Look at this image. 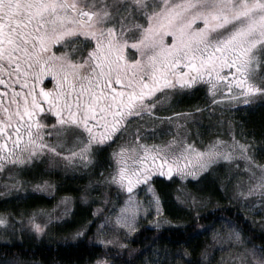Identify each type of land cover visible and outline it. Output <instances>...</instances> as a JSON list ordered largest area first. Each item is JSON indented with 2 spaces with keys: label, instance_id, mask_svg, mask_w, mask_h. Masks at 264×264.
<instances>
[{
  "label": "snow or ice",
  "instance_id": "snow-or-ice-1",
  "mask_svg": "<svg viewBox=\"0 0 264 264\" xmlns=\"http://www.w3.org/2000/svg\"><path fill=\"white\" fill-rule=\"evenodd\" d=\"M193 89L213 106L264 98V0H0V196L32 182L49 190L41 165L92 168L111 148L97 181V236L113 235L102 244L135 232L153 203L159 214L155 196L138 198L156 173L184 180L226 167L225 190L264 211V162L235 136L198 142L187 114L172 111ZM68 205L42 215L59 220ZM11 216L0 213L3 233L17 229ZM19 226L39 234L46 224L33 214ZM205 231L228 257L204 251L196 264H264V244L231 222ZM0 264L29 262L13 254ZM149 264L168 262L157 253Z\"/></svg>",
  "mask_w": 264,
  "mask_h": 264
},
{
  "label": "trees",
  "instance_id": "trees-1",
  "mask_svg": "<svg viewBox=\"0 0 264 264\" xmlns=\"http://www.w3.org/2000/svg\"><path fill=\"white\" fill-rule=\"evenodd\" d=\"M201 91H194L191 96L182 98L178 105L183 110L192 109L203 102ZM235 129L241 136L254 143L264 142V104L254 107L245 106L232 111ZM98 169L107 165L106 151L98 155ZM78 181V182H76ZM67 180L62 183L57 197L78 196L75 184L81 180ZM163 206V217L170 225L158 228L141 226L128 241V246L119 253L118 264H136L140 255L155 243L160 246H178L185 255L186 264L191 261L196 264L202 261L204 239L201 233L206 227L218 221L231 222L242 234L258 247L264 244V232L259 230L248 217L235 205L229 203L224 192L219 190L218 183L210 173H205L196 182H190V191L196 193L206 204L202 211L195 216L190 211L180 207L170 193V185L155 180ZM54 199L43 196L30 195L24 199L0 200V213L17 214L19 210L28 211L37 207H50ZM91 218V209L75 203L70 220L54 228L60 240L48 236L37 237L31 230L17 229L14 234L0 231V260L9 259L13 254H22L29 264H94L97 261H114V251L106 249L91 241V227L82 233L75 241L65 240L64 236L73 233L87 223ZM116 263V262H115Z\"/></svg>",
  "mask_w": 264,
  "mask_h": 264
},
{
  "label": "rangeland",
  "instance_id": "rangeland-1",
  "mask_svg": "<svg viewBox=\"0 0 264 264\" xmlns=\"http://www.w3.org/2000/svg\"><path fill=\"white\" fill-rule=\"evenodd\" d=\"M194 91L197 90L193 89L187 95H181L179 97H176L175 103L172 106V111L187 114L186 118L188 120V127L190 130V134L193 135L194 138L200 143H207L209 140L215 139L217 137L221 140H231L232 137L235 136V138L239 140L241 143H245L249 146L250 154L254 155L257 158V160H259L260 162H264V142L258 144L244 139L241 136V134L235 129V124L233 122L234 120L232 117L233 110L245 106L254 107L255 105L264 104V98L257 96V98L254 99L248 105H245L243 103L229 105L227 104V102H225L224 105L213 106L210 103L205 92L203 90H200L203 94L202 104H198L194 106L192 109H187V110L186 109L183 110L184 108H180V106L178 105L179 101L184 97L191 96V93ZM197 108L201 109V111L197 112L196 111ZM163 115L165 116L171 115V112H165L163 113ZM181 119L183 120V117ZM197 133L198 135H196ZM111 151H112L111 148H107L106 160H108L109 153ZM97 166L85 169L79 166L65 168L63 165H60L55 168H47L46 165H41V169L43 170V174H44V179L48 180L51 185V188L49 190L38 191L33 187L34 182L25 183L18 190L13 191L11 195L0 196V200L24 199L32 194L43 196L49 199H54V202L50 207H37L30 209L28 211L19 210L17 214H12L11 216V219L17 222V225H19L21 219H23L25 225H27L28 217L35 214L36 222L42 225L46 224V227L44 228V231L39 234L31 229L29 230H31L37 237H43L46 235L54 240H60V236L57 235L58 233L55 232L54 228L70 220L71 213L73 211V207L75 206V203H78L85 207H89L91 209L90 220L87 223H85L81 227V229H78L75 232L64 236L65 240H68L70 242L75 241L82 233L86 232L88 228L91 227V231H90L91 241L94 244L101 245L106 249H111V251H114V255H116L114 256L116 263L114 261L108 262L107 260H103L105 264H118V255H120L119 253L124 251V249L128 246V241L130 237L134 234V232L129 234L127 237L123 235L117 237L115 242L112 244L105 245L100 242L101 239H113V235L109 232L106 236L103 237L97 236V224L99 223V221H96V217L94 216V213L96 212L100 202V194L101 192L104 191V188L97 186V181L100 179L101 174L106 175L107 172L110 170L107 165H105V167L102 169H98ZM226 171H227L226 167L217 166L215 170L209 169L199 173L196 177H188L184 180H181L180 177H178L175 173H173L171 177L160 174L158 175V173L154 174L153 184H152L153 192L148 193L145 191H141L138 193V198L142 202H144L148 199H151L152 196H155L159 200L160 211L159 214H157L155 210L156 205L155 203H153L152 208L149 210L150 214L142 213L138 217L137 229L140 228L142 225L152 229L153 228L161 229L163 227H167L170 225V223L167 220H165V218L163 217V206L161 202V197L159 196L158 190L154 185L155 180L159 179L165 185H170L171 187L170 193L172 198L175 199V202L180 207L185 208L186 210L190 211L195 216H197L200 213V211H202L207 201L197 196L196 193L190 191L188 184H190V182L198 181L205 173H210L211 176L214 177L215 180L217 181L219 190L224 192V194L228 198L229 203L237 206L248 217V219L254 225H256V227L259 230L264 232V211H259L258 209L252 207H245L243 201H237L236 199H233V193L231 188L225 190L226 180L224 177ZM67 180L82 181L80 185L75 184L76 188L79 191L77 197H72L69 195L57 197V192L61 184L63 182L66 183ZM0 191L3 190L0 189ZM86 194L88 198L84 199L83 197ZM64 198H68L69 200V205H68L69 212L66 215H64L61 219L54 220L51 223H47L48 218L47 216L42 215V212L44 210L52 209L59 201L63 200ZM118 210L119 209L117 208V211ZM93 221H96V223H91ZM228 224H229L228 221H218L206 228L211 229L212 226H214L216 231H221L222 226L227 227ZM231 225L234 226L232 223ZM205 229L203 230V232H200L202 239H204L203 252L207 251L209 258L215 257L216 261H219L221 256L227 258L228 253L218 251L217 245L212 240V232L205 231ZM9 234L12 235L11 232ZM121 243L124 245V247L120 246ZM157 253H159V259L166 260L168 264H186L185 255L176 257L175 261H173V257L175 256L176 253H181V254L184 253L181 248H179L178 246L175 247L170 246L169 244L167 245V247L160 246L159 243H155L152 246H150L147 250H145L140 255L136 264H149L151 260L157 259ZM203 264H206V262H203Z\"/></svg>",
  "mask_w": 264,
  "mask_h": 264
},
{
  "label": "flooded vegetation",
  "instance_id": "flooded-vegetation-1",
  "mask_svg": "<svg viewBox=\"0 0 264 264\" xmlns=\"http://www.w3.org/2000/svg\"><path fill=\"white\" fill-rule=\"evenodd\" d=\"M49 81H50V78H46L45 84H46L47 87H52V84ZM158 175H159V173H158Z\"/></svg>",
  "mask_w": 264,
  "mask_h": 264
}]
</instances>
